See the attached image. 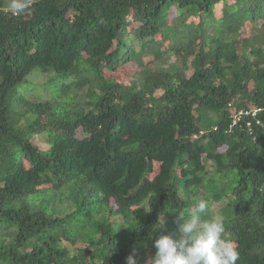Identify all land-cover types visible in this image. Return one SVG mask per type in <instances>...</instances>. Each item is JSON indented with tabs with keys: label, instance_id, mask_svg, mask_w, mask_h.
Wrapping results in <instances>:
<instances>
[{
	"label": "trees",
	"instance_id": "trees-1",
	"mask_svg": "<svg viewBox=\"0 0 264 264\" xmlns=\"http://www.w3.org/2000/svg\"><path fill=\"white\" fill-rule=\"evenodd\" d=\"M7 3L0 264H144L200 199L264 264V0Z\"/></svg>",
	"mask_w": 264,
	"mask_h": 264
},
{
	"label": "clouds",
	"instance_id": "clouds-1",
	"mask_svg": "<svg viewBox=\"0 0 264 264\" xmlns=\"http://www.w3.org/2000/svg\"><path fill=\"white\" fill-rule=\"evenodd\" d=\"M29 7L30 0H8L6 10L12 16H20ZM259 111L251 112L254 115ZM246 114L248 111L239 110L228 130L239 122L241 115ZM207 208L208 202L200 199L190 210L188 218L178 216L176 230L159 235L154 240L155 254L144 264H237L240 253L231 241L224 239L226 229L223 218L205 219ZM164 216L157 217L153 232L164 228ZM126 264H138L135 252L126 258Z\"/></svg>",
	"mask_w": 264,
	"mask_h": 264
},
{
	"label": "rangeland",
	"instance_id": "rangeland-1",
	"mask_svg": "<svg viewBox=\"0 0 264 264\" xmlns=\"http://www.w3.org/2000/svg\"><path fill=\"white\" fill-rule=\"evenodd\" d=\"M134 69H135V65L130 64V65H126L122 68H118V69H116L110 73L104 72V75L106 78L116 79L118 83L124 84L126 82V80L129 81V78L127 76H129V74L133 73L132 71ZM72 87H73V85L67 84V86L62 89L63 97L69 95V96H71V100H73L74 98L77 97V93L82 95V93H80V91L82 92V89H84V88H82L78 91L76 90V91L72 92ZM71 92H72V94L70 95L69 93H71ZM34 143L36 145H39V144L43 145V138L42 139L41 138L36 139L34 141ZM206 165H207V169L209 170L211 167V162H207ZM27 167L29 168V166H27Z\"/></svg>",
	"mask_w": 264,
	"mask_h": 264
}]
</instances>
